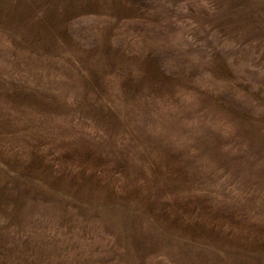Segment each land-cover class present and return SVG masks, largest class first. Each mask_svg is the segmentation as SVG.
I'll list each match as a JSON object with an SVG mask.
<instances>
[{
    "label": "rangeland",
    "instance_id": "374dc122",
    "mask_svg": "<svg viewBox=\"0 0 264 264\" xmlns=\"http://www.w3.org/2000/svg\"><path fill=\"white\" fill-rule=\"evenodd\" d=\"M0 264H264V0H0Z\"/></svg>",
    "mask_w": 264,
    "mask_h": 264
}]
</instances>
